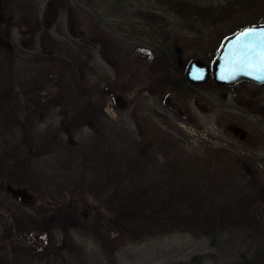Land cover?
Returning a JSON list of instances; mask_svg holds the SVG:
<instances>
[{"label": "rangeland", "instance_id": "374dc122", "mask_svg": "<svg viewBox=\"0 0 264 264\" xmlns=\"http://www.w3.org/2000/svg\"><path fill=\"white\" fill-rule=\"evenodd\" d=\"M183 1L213 8L215 14L228 7L232 15L223 25L213 27L196 17H179L158 0H0V47L9 48L23 74L29 76L16 86L22 110L30 100L43 98L36 128H62L65 140L76 145L72 148L81 157L78 163L86 167L82 181L70 173L48 179L45 173H53L48 167H59L61 160L51 150L38 154L39 164L20 181L4 182L7 193L0 198V264H39L36 254L24 252L15 217L26 212L62 220L53 209L57 202H76L73 226L58 223L53 233H35L27 241L39 249L58 242L53 246L56 253L63 241L73 238L74 254L58 253L59 264H72L73 259L85 264H247L264 249L263 219L261 228L230 230L215 243L176 232L129 243L111 255L112 245L99 231V213L110 217L109 209L99 202V196L82 194L99 182V138H95L99 123L74 122L73 109L76 101L86 105L89 99L99 108L101 90L107 92L111 130H126L151 144L152 135L160 128L180 139L189 154L211 147L227 148L257 163L264 182V85L247 82L221 90L210 79L203 88L182 86L164 100L159 95L162 89L155 88V81L165 74V66L158 62L163 56L173 57V45L184 65L195 60L210 65L222 39L246 26L264 24V0ZM99 27L103 33L100 43ZM8 29L10 41L3 37ZM45 32L57 46L49 51L56 52L58 58L47 65L42 64L47 58L41 43ZM58 60L70 65L90 60L93 71L84 68L86 80L82 81L87 98L70 91L72 83ZM169 72L175 77L173 70ZM235 128L240 132L235 133ZM242 134L247 138L240 141ZM7 187L27 190L28 202L13 198ZM261 205L264 209V202ZM28 255L31 262L26 261Z\"/></svg>", "mask_w": 264, "mask_h": 264}, {"label": "trees", "instance_id": "16d2710c", "mask_svg": "<svg viewBox=\"0 0 264 264\" xmlns=\"http://www.w3.org/2000/svg\"><path fill=\"white\" fill-rule=\"evenodd\" d=\"M158 1L179 17H196L213 27L223 25L225 19L232 15L228 7L215 14L213 8L203 9L183 0ZM101 31L99 27V43L103 41ZM3 37L7 41L11 39L6 31ZM41 43L45 49L43 55L47 57L41 63L53 64L56 52L49 49L55 50L57 46L48 32L41 37ZM176 49L177 46L173 45V57L166 55L158 62L165 66L164 76L155 81V88L162 89L160 97L168 89L191 87L186 81L189 65L178 60ZM89 61L76 65L56 61L66 70L64 75L72 83L70 91L84 94L86 98L82 81L86 80L84 68L87 72L93 71ZM214 61L209 66L212 67ZM168 70H173L175 77L168 74ZM26 79L29 76L23 74L14 53L5 46L0 47V198L6 192L4 182L24 178L28 170L39 164L38 154L42 152L44 155L52 150L61 159L59 167H48L53 172L45 173L48 179L54 180L58 175L70 173L82 181L81 174L86 168L78 163L81 157L72 148L76 145L65 140L66 133L62 128L53 125L45 131L36 128L43 98L30 100L26 109L22 110L16 86L21 81L26 82ZM211 82L217 89L232 88L213 80ZM100 94L99 108L90 99L86 105H79L76 101L73 120L99 123V136H95L99 138V182L91 184L92 190L82 194L99 196V202L109 209L110 217L99 213V231L112 245L111 255L129 243L176 232L191 234L196 239L205 237L215 243L220 235L230 230L259 229L263 226L264 209L261 204L264 202V182L259 178L261 170L257 163L224 147H211L189 154L180 139L160 128L158 134L152 135L153 144H147L144 139L126 130L117 133L110 129L112 122L106 115L107 92L101 90ZM51 174H54L53 178ZM62 195L60 193L59 196ZM72 203L57 202L53 205L63 221L54 215L37 216L26 212L15 217L17 238L24 241V252L36 254L39 264H59L58 253L68 251L74 254L75 243L71 237L62 242L56 253L53 250L55 242L41 245L39 249L36 244L27 241L35 233L50 234L58 223L73 226L78 207L76 202ZM67 245L70 246L67 248ZM26 261L31 262L29 255ZM72 264L85 263L81 259H73ZM247 264H264V249L259 250Z\"/></svg>", "mask_w": 264, "mask_h": 264}, {"label": "water", "instance_id": "95a60500", "mask_svg": "<svg viewBox=\"0 0 264 264\" xmlns=\"http://www.w3.org/2000/svg\"><path fill=\"white\" fill-rule=\"evenodd\" d=\"M255 28L257 30L264 29V24L260 25H251L246 26L245 28L235 32L234 34L227 36V38L219 47L217 57L213 63V66H209L201 60L192 61L186 72V81L189 84L194 86H203L213 79L215 83L233 87L241 82H250L255 85H264V80H258L255 78V75L246 74L251 69H244L242 66L236 62L234 59V53L236 51V46L238 44L237 37H240V34L245 31V29ZM201 74V79H196L195 75ZM234 78H222V77H231ZM233 131L239 133L240 130L235 128ZM247 138L245 134L240 136V141H243ZM9 193H11L13 198L19 199L22 198L23 203L28 202V192L27 190H13L10 187H7Z\"/></svg>", "mask_w": 264, "mask_h": 264}, {"label": "snow or ice", "instance_id": "6c2138e0", "mask_svg": "<svg viewBox=\"0 0 264 264\" xmlns=\"http://www.w3.org/2000/svg\"><path fill=\"white\" fill-rule=\"evenodd\" d=\"M238 44L234 53V59L244 69H251L246 74L255 75L258 80H264V29H245L240 37H237ZM201 79V74L195 75ZM222 78H234L222 77Z\"/></svg>", "mask_w": 264, "mask_h": 264}, {"label": "flooded vegetation", "instance_id": "af4514ba", "mask_svg": "<svg viewBox=\"0 0 264 264\" xmlns=\"http://www.w3.org/2000/svg\"><path fill=\"white\" fill-rule=\"evenodd\" d=\"M6 32H7V34L9 35V36H11L9 33H10V31H9V29L8 30H6ZM181 62H183L182 61V59H181ZM188 82V81H187ZM191 85V84H190ZM192 86H194V85H192ZM234 87V86H233ZM231 90V89H230ZM169 92H176V90H174V89H168L166 92H165V94L164 95H162V97H164L165 99H166V97H167V95H168V93ZM162 97H161V100H162Z\"/></svg>", "mask_w": 264, "mask_h": 264}]
</instances>
